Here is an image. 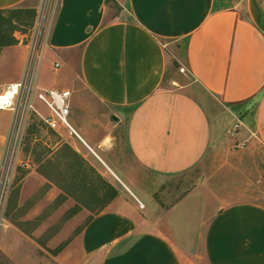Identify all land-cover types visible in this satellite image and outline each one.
I'll list each match as a JSON object with an SVG mask.
<instances>
[{"label":"crops","instance_id":"1","mask_svg":"<svg viewBox=\"0 0 264 264\" xmlns=\"http://www.w3.org/2000/svg\"><path fill=\"white\" fill-rule=\"evenodd\" d=\"M30 1L0 0V10ZM114 1L60 0L43 62L49 51L56 69L64 65L72 75L78 68L79 108L87 111L89 98L106 111L99 119L87 114L83 129L72 124L82 140L57 133L102 163L117 189L66 248L72 264H264V206L216 209L205 183L182 189L219 136L196 93L229 107L239 139L264 148V0ZM25 48L0 51L11 75L0 87L22 79ZM9 50L22 55L14 61ZM170 54L184 55L192 84L167 81ZM11 122L12 114L0 126V159ZM120 130L125 146L112 160L106 153L119 147Z\"/></svg>","mask_w":264,"mask_h":264},{"label":"rangeland","instance_id":"2","mask_svg":"<svg viewBox=\"0 0 264 264\" xmlns=\"http://www.w3.org/2000/svg\"><path fill=\"white\" fill-rule=\"evenodd\" d=\"M59 2L31 0L23 5L21 8L36 11L35 21L31 28L15 27L16 39L20 40L19 35L31 36L34 27L42 30L41 38L47 35ZM18 45L24 46L25 43ZM8 52L6 57L14 61L22 55L16 50ZM48 53L38 84L41 88L50 86L53 89L59 88L57 83L69 84L63 89L72 92L71 124L75 125V121H78L76 128L83 129L87 114L92 115L93 119L106 116L105 109L89 98L86 100L89 107L87 111L79 108L76 96L82 92L83 83L78 68L72 75L64 65L56 69V61ZM180 54L174 57L169 55L167 81H174L173 87L192 84L184 55ZM2 62L0 79H5L11 75L2 69ZM196 95L214 117L219 136L202 166L182 178V189L190 192L197 184L205 183V190L214 194L216 202L213 205L216 209L240 203L264 206V148L252 147L239 139L240 131L234 132V126L238 123L229 107L219 104L208 95ZM36 108L42 115H48L42 103L37 102ZM10 120V112L0 111V126L7 125ZM107 120L114 123L111 116ZM10 128L3 143L0 166L7 140L11 136ZM23 137L21 151L14 159L18 162L4 175L8 183L0 194V264H72L70 250L65 251L66 248L90 219L104 208L108 201L107 190L111 187L117 191L116 185L102 163L88 152L81 155L73 150L67 145L66 139L51 131L40 118H31ZM124 137V131L120 130L119 147L111 154L106 153L112 160L121 159ZM71 143L77 141L74 139ZM172 182L170 189H166L170 194L177 183L175 179ZM175 195L177 192L172 197ZM159 196L156 195L157 201L164 202ZM174 199L170 198L166 202ZM65 245L64 250L56 255ZM197 260L196 263L204 264L202 259Z\"/></svg>","mask_w":264,"mask_h":264},{"label":"built area","instance_id":"3","mask_svg":"<svg viewBox=\"0 0 264 264\" xmlns=\"http://www.w3.org/2000/svg\"><path fill=\"white\" fill-rule=\"evenodd\" d=\"M33 28L32 35H19V43H25L28 50L22 79L14 84L0 87V111L12 114L11 136L6 143V150L1 161L0 194L7 186L4 178L12 166L17 164L14 159L19 155L24 140V132L32 117H38L53 132L64 130L71 136L82 140L70 122L72 107V92L69 90L45 89L39 87V73L49 46L48 34L41 38L42 30ZM18 36V35H17ZM59 66L56 64L55 68ZM42 103L48 110V115H42L36 108V103ZM240 125L234 126V132Z\"/></svg>","mask_w":264,"mask_h":264},{"label":"trees","instance_id":"4","mask_svg":"<svg viewBox=\"0 0 264 264\" xmlns=\"http://www.w3.org/2000/svg\"><path fill=\"white\" fill-rule=\"evenodd\" d=\"M106 2L108 4L115 3L114 0H106ZM35 16L36 11L34 9L30 10L18 7L8 10H0V50L18 45L19 41L14 34L17 30L15 27L17 28L18 25L27 28L33 27ZM13 20H16V22L14 23ZM107 196L108 201L105 203L104 207L116 198L117 191L110 187L109 190H107ZM65 247L66 245L55 254H60Z\"/></svg>","mask_w":264,"mask_h":264}]
</instances>
